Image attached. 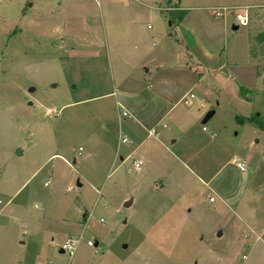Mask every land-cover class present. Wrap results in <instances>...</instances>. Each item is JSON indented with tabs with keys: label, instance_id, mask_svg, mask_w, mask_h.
I'll use <instances>...</instances> for the list:
<instances>
[{
	"label": "rangeland",
	"instance_id": "obj_1",
	"mask_svg": "<svg viewBox=\"0 0 264 264\" xmlns=\"http://www.w3.org/2000/svg\"><path fill=\"white\" fill-rule=\"evenodd\" d=\"M234 5L247 24L209 11ZM260 124L264 0H0V264H264ZM232 160L237 208L209 204L198 177Z\"/></svg>",
	"mask_w": 264,
	"mask_h": 264
},
{
	"label": "crops",
	"instance_id": "obj_2",
	"mask_svg": "<svg viewBox=\"0 0 264 264\" xmlns=\"http://www.w3.org/2000/svg\"><path fill=\"white\" fill-rule=\"evenodd\" d=\"M234 6H236V5H234ZM214 7H217V6H214ZM174 9L185 10V12L188 11L186 9V7L180 6V4L178 6H175ZM183 19H184V17L177 24L180 25V23L182 22ZM132 36H133L132 46H133V48L136 49V54L134 57L135 59L133 60V63H134V65H138V66L142 65L143 66L145 63L144 59L147 56L146 51L144 49L142 51V47H141V41H142L143 37L141 35V32H138L137 29L134 31ZM159 68L160 67L156 68L157 72H159ZM145 72H148V70L145 69ZM258 76H260V75H258ZM159 79L160 78H156L155 80L158 81ZM132 97H133V99H135V101L138 100L139 104L144 103V99H142L139 96V93L132 95ZM162 99H164V98H162L159 94L157 95L154 92L149 94V97H148V100H150L152 103L156 101L161 106H163L165 104V102ZM128 107L131 108L133 111V105H132V107L128 105ZM121 108H122V106H121ZM134 111H133L135 113L134 115L136 116V119H137V121H136L137 126L136 127L131 126V127H129L130 129H128V130L130 131V133H132V137H135V138H137L140 134L145 133L146 137L144 138V140H141L140 144L138 145V146H144L143 144H144L146 138H153V139L157 138L156 137L157 136V129H155L156 130L155 136L148 135V130L153 127L152 123L154 122V120H149L150 116L148 114L137 113L136 109H134ZM181 119L182 118H180V120ZM165 127H166V125L162 124L161 128H165ZM175 141L176 140H173V142H175ZM159 145L165 146L164 143H162V144L159 143ZM165 149H166V147H165ZM151 154H152V152H151ZM145 156L150 157V155H145ZM133 160H139V159L134 158ZM232 168L228 163H226V164H223L221 166V168H219L215 173L210 175L208 178L201 179L200 177H198L199 182L202 185L207 187L206 198H207V196L214 197V201L212 203H209L205 199L209 204H214V203L215 204L219 203V204H223V205L228 204L232 208H235V209L237 208V206L239 204L240 196L244 192V189L247 186L248 180L244 181L243 176L239 173L236 166H234ZM231 170H233V171H231ZM230 172H232V176H230V174H231ZM167 177L168 176L166 174L164 175V177H162V179L165 181V184L167 181ZM165 186H167V184ZM229 202H231L232 204H229ZM248 214H249V212H248ZM251 214H253V216H255L254 210H251ZM61 252H62V250H61Z\"/></svg>",
	"mask_w": 264,
	"mask_h": 264
},
{
	"label": "built area",
	"instance_id": "obj_3",
	"mask_svg": "<svg viewBox=\"0 0 264 264\" xmlns=\"http://www.w3.org/2000/svg\"><path fill=\"white\" fill-rule=\"evenodd\" d=\"M229 8H232L234 10H237L235 12V20L237 21L238 25H245L248 22V11L246 9H248L249 7H240V6H232V7H211L209 8V11L211 12L212 15L214 16H222ZM187 99H184V102L187 103ZM119 107V106H118ZM118 112L121 113V115L123 117H128L130 118L131 115L124 109H122L121 107L118 108ZM148 135L150 136H155L156 135V130L155 128H151L148 130ZM127 139L125 137L121 138V142H126ZM235 166L240 170V171H244L245 169V162L244 161H236L233 160ZM142 162L140 160H133L132 161V165L134 170L139 171L140 167H141ZM208 201L209 202H213L214 201V197L208 196ZM78 240H73L71 238H67L65 240V242L62 245V252H67L68 255L71 257L73 255V251L77 245ZM87 245L91 246V242L87 241Z\"/></svg>",
	"mask_w": 264,
	"mask_h": 264
},
{
	"label": "trees",
	"instance_id": "obj_4",
	"mask_svg": "<svg viewBox=\"0 0 264 264\" xmlns=\"http://www.w3.org/2000/svg\"><path fill=\"white\" fill-rule=\"evenodd\" d=\"M169 15H170L171 19L176 18L177 22H179L182 19V17L185 15V10L170 9ZM249 120H251V119H247V121H249ZM260 128H264V125L260 124Z\"/></svg>",
	"mask_w": 264,
	"mask_h": 264
},
{
	"label": "water",
	"instance_id": "obj_5",
	"mask_svg": "<svg viewBox=\"0 0 264 264\" xmlns=\"http://www.w3.org/2000/svg\"><path fill=\"white\" fill-rule=\"evenodd\" d=\"M233 29H237V27L236 26H233ZM212 114H213V111H210L209 113H207L204 121L207 120Z\"/></svg>",
	"mask_w": 264,
	"mask_h": 264
}]
</instances>
